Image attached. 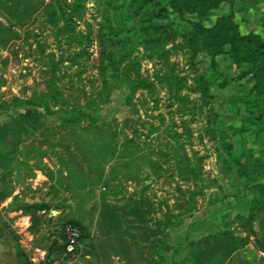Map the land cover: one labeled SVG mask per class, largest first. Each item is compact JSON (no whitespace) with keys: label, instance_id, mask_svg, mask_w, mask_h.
<instances>
[{"label":"rangeland","instance_id":"rangeland-1","mask_svg":"<svg viewBox=\"0 0 264 264\" xmlns=\"http://www.w3.org/2000/svg\"><path fill=\"white\" fill-rule=\"evenodd\" d=\"M158 1L45 0L46 6L60 4L72 13L76 31L90 41L84 42L89 58L81 56L76 42L69 43L62 23H50L44 11L13 19L0 10V28L16 37L0 47V127L15 131L0 149L5 156L14 151L8 163L13 170L1 181L15 177L19 167L18 177L25 182L35 176L32 167L44 172L51 165L57 173L51 180L64 185L62 191L38 187L39 192L23 185L42 201L46 193L60 198L53 205L41 202L45 209L37 214L33 234L44 233L41 244L46 240V246L34 253L32 263L53 262L62 250L64 226L71 221L67 215L78 213L68 201L76 207L72 194L83 188L87 208L78 223L84 231L74 254H60V264H77L96 234L109 230L100 218L105 205L117 214L143 206L153 231L156 221H177L175 230L157 231L180 252L163 254L162 264L180 260L189 243L224 229L248 236L241 255L262 264L264 254L254 250V238L243 233L238 217H246L253 203H264V73L243 76L245 67L228 55L213 56L199 43L192 45L174 25L181 23L179 15L162 12ZM200 10L205 13L199 20ZM189 11L187 22L199 21L209 29L230 17L241 35L264 42V0H208ZM100 42L103 78L94 68ZM156 75L176 78L179 89L168 94ZM54 92L57 103L49 100ZM26 114L35 115L37 127L21 122L28 130L24 134L14 121ZM174 153L187 167L186 178L178 174ZM192 167L200 180L194 179ZM11 188L1 182L0 195L6 198ZM258 222L254 230L264 232V209ZM26 223L18 226L22 232ZM141 238L138 230L135 239ZM14 240L18 247L20 239ZM137 251L135 246L131 255L136 264Z\"/></svg>","mask_w":264,"mask_h":264},{"label":"trees","instance_id":"trees-1","mask_svg":"<svg viewBox=\"0 0 264 264\" xmlns=\"http://www.w3.org/2000/svg\"><path fill=\"white\" fill-rule=\"evenodd\" d=\"M208 0H159L158 3L161 6V11L169 15H179L181 18V23L174 24L185 36H187L192 45L199 43L201 49L207 51L213 56L228 55V57L233 61L234 64L243 65L245 71L242 73L243 76H248L249 78L260 77V74L264 73V42L255 37L252 34L241 35L239 33L237 25L232 21L230 17L221 18L217 20L213 26L209 29L203 27L200 22H190L184 20V14L191 12L189 10L195 8L196 5L204 6L205 2ZM216 1V0H212ZM45 0H39L36 4L24 3V0H0V10H2L6 15L14 19V15L26 16L30 13L44 11V13L50 19V23L60 22L62 23L63 34L67 35V40L69 43L76 42L80 47L81 56L90 57L87 51L88 46H84V42L89 44L88 37L82 35L76 31L75 21L72 13L62 7V5L46 6L44 5ZM202 10L197 13L198 19H202ZM16 20V18H15ZM16 37L10 33V30L6 27L0 28V47L5 48L12 40ZM100 53L96 60L95 69L100 78L105 75V66L103 63V56L105 53V48L100 42ZM161 58L162 56H158ZM259 80V79H258ZM156 81L159 86L163 87L168 94L174 95V93L179 89V84L176 78L169 80L164 75H156ZM260 83V81H258ZM59 99V94L54 92L49 100L53 103H57ZM24 122L31 129H36L37 119L35 115H22L18 117L14 124L19 128V130L27 134L28 130L24 125ZM30 123V124H29ZM15 131L10 127L2 126L0 127V149L5 146L6 138L9 135H14ZM14 155V151H8V154L0 153V169L4 172H11L13 168L9 165V160ZM174 159L179 158L176 153L173 155ZM177 170L178 174L182 178H186L187 167L183 165L181 160L177 159ZM183 165V166H180ZM194 179L200 180V174L197 172L196 168L192 167ZM187 180V179H185ZM261 194H264V185L260 187ZM1 196V195H0ZM5 196L0 198L3 200ZM141 207H135L127 212H121L117 214L115 209L110 205H105V208L101 214V220L107 221L113 224L116 229L119 226H123L125 222H122L125 216H132L134 222L132 224L133 229L144 232V240L149 244V250L151 251V259L145 261V264H162L163 254L172 252L173 254H180V252L174 251L168 242L167 235L159 239L157 231L161 229V234L163 235L164 230L169 228L173 231L178 226L177 221L172 218H165L163 221H156L154 227L155 231L148 227L151 219L148 217V211H141ZM45 206L38 205H25L21 207V212L23 215L29 216L30 227L28 232L33 234L35 228L37 227L40 218L38 213L44 211ZM264 209V203L255 202L248 211L246 217L239 216L240 226L243 233H246L250 237L254 238L253 248L256 252L264 254V232L258 233L254 230L253 224H258L261 226L259 221L260 212ZM71 226L77 229L80 233V238L82 237V232L84 228L77 222L66 221L65 227ZM159 232V231H158ZM248 236L244 238H239L234 235L233 231L230 229H224L213 235H207L200 237L196 241L189 243L188 250L185 257L178 261H174L172 264H254L250 262L247 258L241 255V251L247 246ZM18 257L21 260V264H32L28 257L16 247ZM54 259L60 257L61 253H65V244L62 246L61 251H57ZM67 255V254H66ZM262 264H264V255L262 257Z\"/></svg>","mask_w":264,"mask_h":264},{"label":"crops","instance_id":"crops-1","mask_svg":"<svg viewBox=\"0 0 264 264\" xmlns=\"http://www.w3.org/2000/svg\"><path fill=\"white\" fill-rule=\"evenodd\" d=\"M20 161H22V159H20ZM29 163L31 164V162ZM23 166L24 165H21V167ZM18 169L19 167L15 168L13 172L15 177H10L6 183L1 181V178L8 174L9 171L4 172L2 169H0V181L2 184H12V188L10 189L11 194H8L4 200L0 201V264H21L20 258H18V253L16 251L17 244L14 242L15 238L20 239L18 247L20 250H22V252H24V254L27 255L31 263L34 261V253H41L43 251L42 248H45L46 246V240H44V245L41 244V239L44 237V233L37 232L36 234L32 235L27 232L26 229L28 228V224H30V218L29 216L23 215L20 209L22 206L27 204L38 205L41 204V202H43L45 205H53L58 202L60 198L57 194L54 195L53 193L51 195L46 193L44 201H42L39 198V193L33 194L29 188L24 190V186L29 185L31 190L37 192L40 190L38 187H41L43 191H62L64 189V185L61 188L57 187L56 181L54 182L51 180L50 177L55 176V174L57 175L56 171H54L51 165L46 167V172L43 170L47 174V178L44 172H40V170L34 169L32 167L31 170L33 169L32 172L35 173V176L34 178H29L25 182H23L24 180H20V177H18ZM25 191H28L27 193L30 192L31 195L28 194V196H26ZM84 195L85 191L83 188H79L76 194H72L71 198L76 200V207L73 205L74 203L68 201L70 206H74L73 209H78L77 216L68 213L67 216H71V221L77 223L82 222L81 210L83 211L84 208V210L87 208V204L84 201ZM29 196H35L36 199L32 200ZM43 212L44 211L40 213ZM21 221L27 222L25 224L26 228L24 226L23 232L18 228ZM101 222H106L108 224L109 230L105 234L103 233L100 237L99 233L96 234V239L93 242L94 245L90 246V248H88V250L83 253V255L81 254L82 257H78L77 264H136L134 257L131 256L135 253V246L138 249V264H145V261L151 259V251L149 250V244L144 240V232L142 231L141 240L135 239L137 231L133 229L132 224L134 222V218L132 216H125L124 220L122 221L125 222L124 225L119 226L118 229H116L113 224H110L107 221L101 220ZM94 223H96V217ZM28 240H30L29 243L27 242ZM49 245L50 244H48V246ZM147 254L149 257H147ZM59 259L60 257L56 258L53 262L47 261L45 264H60L61 260Z\"/></svg>","mask_w":264,"mask_h":264},{"label":"built area","instance_id":"built-area-1","mask_svg":"<svg viewBox=\"0 0 264 264\" xmlns=\"http://www.w3.org/2000/svg\"><path fill=\"white\" fill-rule=\"evenodd\" d=\"M64 230H65V236H66L65 254L67 255L74 254L78 246L80 233L77 229L71 226L65 227Z\"/></svg>","mask_w":264,"mask_h":264}]
</instances>
